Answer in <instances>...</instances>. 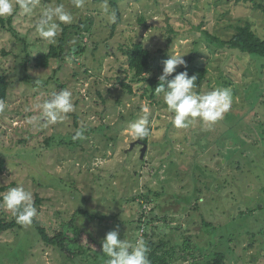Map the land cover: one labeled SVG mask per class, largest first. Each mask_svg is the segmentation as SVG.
<instances>
[{
	"label": "rangeland",
	"instance_id": "374dc122",
	"mask_svg": "<svg viewBox=\"0 0 264 264\" xmlns=\"http://www.w3.org/2000/svg\"><path fill=\"white\" fill-rule=\"evenodd\" d=\"M113 1L121 14L114 31L103 13L105 3L112 11L108 0H84L80 8L73 0H40V7L64 5L74 18L64 25L83 24L65 38V50L77 53L46 69L35 66L51 46L35 31L38 10L0 17V74L9 81L0 114L6 161L0 182L25 187L33 203L41 200L35 218L48 234L74 218L94 240L70 260L42 242L32 223L22 225L0 232V264H107L102 241L114 229L133 246L151 236L167 264H208L215 254L225 264H264V61L212 39L226 41L245 24L264 38V0ZM60 37L62 31L52 46ZM134 44L151 53L141 79L123 54ZM172 55L208 70L198 94L231 90L233 103L221 120L174 127L155 93ZM60 89L72 93L75 111L47 125L38 105ZM145 107L150 135L140 159L139 146L128 151L137 140L129 129Z\"/></svg>",
	"mask_w": 264,
	"mask_h": 264
},
{
	"label": "clouds",
	"instance_id": "9594fccd",
	"mask_svg": "<svg viewBox=\"0 0 264 264\" xmlns=\"http://www.w3.org/2000/svg\"><path fill=\"white\" fill-rule=\"evenodd\" d=\"M73 4L77 8L83 7L84 0H73ZM17 9L29 16L36 15L38 10L35 31L49 45L57 43V36L62 31L60 25L71 24L74 19L61 3H50L47 7H40V0H0V17L13 16ZM103 13L107 16L108 23H116L117 14L109 10L107 3L103 6ZM183 56L172 55L164 61L155 93L162 94L168 111L173 114L174 127L187 129L197 120L208 125L214 124L230 110L233 103L231 90L226 87H216L206 93L198 94L195 90L196 76L189 77L186 70L172 75L176 73L178 66H186ZM38 107L41 109V119L47 125L58 124L65 120L69 113L75 111L72 93L67 89L53 92ZM6 109V102L0 99V114ZM143 113L144 115L129 129L130 134L138 140L150 135L149 109L145 107ZM82 136L83 131H77L73 139L77 140ZM0 207L11 212L17 223L21 225H30L38 214L32 194L23 186L9 188L2 195ZM102 252L108 257L107 264H151L148 257L149 249L142 236L133 246L121 239L115 229L104 237Z\"/></svg>",
	"mask_w": 264,
	"mask_h": 264
},
{
	"label": "trees",
	"instance_id": "16d2710c",
	"mask_svg": "<svg viewBox=\"0 0 264 264\" xmlns=\"http://www.w3.org/2000/svg\"><path fill=\"white\" fill-rule=\"evenodd\" d=\"M112 11H115L117 14V21L113 23L111 29L114 31L115 28L121 22V14L118 10V5L113 0H108ZM242 1V0H237ZM247 1V0H245ZM62 37L58 40V44L56 46H50L48 52L43 54L35 59V66L37 68H48L50 65V61L52 60H59L63 61L68 55L76 54L73 52V46L65 50V38L67 31L69 29H82L83 24L80 22L78 25H64L62 24ZM213 40L217 41L221 44L226 50L230 52L240 53L242 55H251V56H260L263 58L264 61V38H259L257 34L251 29L249 24L239 25L235 29V33L226 41L217 39L212 37ZM76 47V45H74ZM124 56L127 59V66L128 69L134 72V76L136 78L141 79L144 74L149 71L150 62H151V53L148 48L143 46L142 44H134L131 48L126 49L123 51ZM187 71L189 77L196 76V89H198L203 82L206 80V76L208 74V70L205 67H199L192 63L191 61L186 64V66H182L176 70L175 74ZM170 79L172 77H169ZM151 84L155 83V80L150 81ZM159 84V80H158ZM122 86L125 90L132 93L131 86L128 84L122 83ZM8 88H9V81L6 75L0 74V99L6 101L8 97ZM195 89V90H196ZM141 142L147 144L148 137L140 140ZM62 143V142H61ZM6 166V161L3 157H0V177L3 174ZM8 187L3 186L0 182V203H2V195L7 191ZM41 200L39 198L36 199L34 206L36 207L37 211L39 210V205ZM81 214H87V212L81 210ZM94 218V216H91ZM150 222H146L148 225ZM33 227L39 233V236L46 245L56 247L59 249L62 254L67 259L73 260L77 256H80L90 248L91 243L94 240L84 231L79 230L78 226L76 225V221L73 218L69 224L58 228L53 234H48L46 230L40 225L36 218H33ZM143 224L142 218H140L136 225L140 227ZM21 224L17 223L16 218L9 212L6 216L1 211L0 207V232L4 231H13L15 229H20ZM69 228V229H67ZM145 241L147 243L149 252L148 257L151 261V264H167L165 254L157 255L156 252L162 245L159 247H155L152 241L151 236L145 235ZM184 247L186 248L189 245V239H184L183 241ZM152 249V251L150 250ZM171 252V251H170ZM158 253V252H157ZM169 253V252H168ZM208 264H225V259L223 254H215L213 255V260L210 261Z\"/></svg>",
	"mask_w": 264,
	"mask_h": 264
},
{
	"label": "water",
	"instance_id": "95a60500",
	"mask_svg": "<svg viewBox=\"0 0 264 264\" xmlns=\"http://www.w3.org/2000/svg\"><path fill=\"white\" fill-rule=\"evenodd\" d=\"M137 145H141V150H140V159H143L144 156H145V153L148 149V145L141 142V141H136V142H133L131 145H130V148L128 151H131L135 146Z\"/></svg>",
	"mask_w": 264,
	"mask_h": 264
},
{
	"label": "flooded vegetation",
	"instance_id": "af4514ba",
	"mask_svg": "<svg viewBox=\"0 0 264 264\" xmlns=\"http://www.w3.org/2000/svg\"><path fill=\"white\" fill-rule=\"evenodd\" d=\"M136 141H140V140L137 139ZM137 146H139L141 148V145H137Z\"/></svg>",
	"mask_w": 264,
	"mask_h": 264
}]
</instances>
